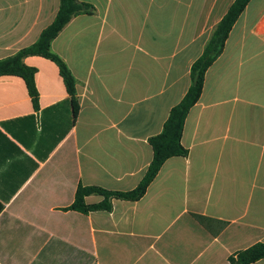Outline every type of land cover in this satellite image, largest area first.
<instances>
[{"label": "crops", "instance_id": "1", "mask_svg": "<svg viewBox=\"0 0 264 264\" xmlns=\"http://www.w3.org/2000/svg\"><path fill=\"white\" fill-rule=\"evenodd\" d=\"M52 51L77 80L72 121L57 65L29 56L0 76V264H231L264 244V0H251L166 161L137 202L71 209L77 189L133 190L190 87V69L235 0H78ZM60 0H0V59L34 44ZM103 197L90 195L86 204ZM254 264H264L261 260Z\"/></svg>", "mask_w": 264, "mask_h": 264}, {"label": "trees", "instance_id": "2", "mask_svg": "<svg viewBox=\"0 0 264 264\" xmlns=\"http://www.w3.org/2000/svg\"><path fill=\"white\" fill-rule=\"evenodd\" d=\"M250 2L251 0H235L231 4L214 29L203 54L192 64L188 91L180 103L171 109L161 133L149 138L148 142L153 151V159L138 186L133 190L121 192L109 191L98 186L85 187L80 185L77 189L75 202L71 206L72 210L84 214L92 211H111V201L113 199L130 202L140 201L166 161L174 157L188 156V150L182 145V136L188 114L201 98L207 71L224 52L226 42L234 25ZM91 14H93V7L90 4L79 2L78 0H60V8L54 21L41 33L34 44L20 50L13 56L0 59V76L21 77L26 83L36 110L39 109V93L35 81L36 69L24 63V59L29 56L43 57L57 65L69 95L66 103L71 107L72 121L73 123L76 121L80 111L77 80L66 62L52 51V42L73 18L79 15ZM90 195L101 196L103 200L98 204L88 205L85 198ZM228 260L231 264H254L264 260V244H254L230 256Z\"/></svg>", "mask_w": 264, "mask_h": 264}]
</instances>
